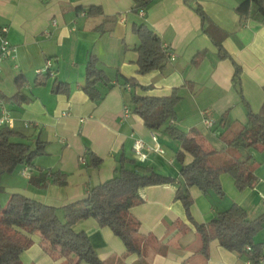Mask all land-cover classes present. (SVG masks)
I'll use <instances>...</instances> for the list:
<instances>
[{"label": "crops", "instance_id": "1", "mask_svg": "<svg viewBox=\"0 0 264 264\" xmlns=\"http://www.w3.org/2000/svg\"><path fill=\"white\" fill-rule=\"evenodd\" d=\"M241 1L154 0L140 15L134 11V0H0V26L7 28L6 36L16 48L14 58L1 64L0 94L12 98L18 91L15 79L21 77V92L27 98L20 103H5L14 118L12 130L19 135L14 140L32 146L36 141L44 142V153L36 156L32 165L22 164L1 175L6 195L0 196V203L5 204L11 193L18 192L60 208L110 179L118 159L124 156L177 178L174 183L140 189L142 203L131 209L140 233L154 236L157 245L165 247L164 252L150 249L148 264H249L245 257L225 249L217 240L210 242L208 256L197 253L199 235L182 203L174 198L177 187L183 185L176 158V152L183 151L181 143L163 130L148 129L130 102L133 93L161 97L177 89L181 99L175 106L174 125L206 151L221 152L216 160L230 157L232 151L223 137L232 139L246 125V104L257 113L264 103V23L248 19L240 24L235 9ZM196 5L208 17L205 26L194 10ZM90 7L95 8L94 13H88ZM134 23L146 24L169 46L174 58L162 71L144 75L137 72L139 39L132 31ZM216 42L231 58L219 57ZM202 51L203 58L194 65L193 57ZM90 56L97 58L98 66L114 83L99 103L92 102L83 90ZM47 60L51 65L46 69ZM233 62L241 68L240 91L233 81ZM44 74V82L36 84ZM131 78L140 86L128 84L127 89L123 83ZM56 85H61L63 91H54ZM223 114L224 125L218 127ZM205 118L212 120V127L205 125ZM136 139L144 142L143 162L133 151ZM87 150L102 158L99 167L80 162V158L88 162ZM250 152L256 160L254 186L239 191L233 178L222 173L223 196L190 187V214L197 223L211 220L232 204L243 207L251 220L264 214V153L253 149ZM191 161L192 157L185 153L184 163ZM25 168L29 176L58 171L66 175L67 183L37 188L22 173ZM19 178L24 181L18 182ZM176 222L184 224L186 230L179 231ZM74 229L87 235L101 260L120 257L125 252L122 240L110 228L99 226L94 218L78 222ZM30 237L32 244L20 255L21 262L54 264L43 251L40 237ZM254 241L264 249V226ZM137 260V255L132 254L124 263L137 264ZM58 262L71 264L64 259Z\"/></svg>", "mask_w": 264, "mask_h": 264}, {"label": "trees", "instance_id": "2", "mask_svg": "<svg viewBox=\"0 0 264 264\" xmlns=\"http://www.w3.org/2000/svg\"><path fill=\"white\" fill-rule=\"evenodd\" d=\"M154 0H134V11L144 15V10ZM189 2V0H185ZM90 7L88 13H94ZM201 19L202 26L208 17L200 5L194 7ZM239 23L248 19L264 23V0H243L236 7ZM105 30V29H104ZM104 30H101L103 32ZM206 31V29L204 28ZM133 33L139 39L136 48L137 72L147 74L152 71H162L170 61V48L163 44L160 36L144 23H134ZM218 55L222 59L231 58L222 45L215 43ZM204 51L198 52L192 60L197 65L204 56ZM234 63L233 81L240 91L241 68ZM50 74V73H48ZM47 75L36 79V84H42ZM17 77V93L12 98L0 94L4 103H20L27 98L21 92L24 80ZM140 86L133 78L126 79L123 85ZM114 83L98 66L97 58L90 56L85 65V83L83 90L92 102L99 103ZM142 89L146 87L141 86ZM54 91H63L61 85L54 86ZM181 96L173 89L167 96L155 97L131 94L133 112L138 114L145 126L150 130H163L173 140L179 141L183 151L176 152L180 163L179 177L183 185L178 186L174 198L179 200L187 216L199 235L200 247L197 253L208 256L209 244L217 240L225 249L245 257L249 264H264V249L261 243L254 241V236L264 226V214L248 219L246 211L238 204H232L227 209L218 212L215 217L204 223H197L190 214L193 198L190 187H197L202 192L214 191L223 196L220 183L222 173L229 174L239 191L254 186L257 177L254 173L256 160L250 150L264 153V103L259 112L254 113L247 106V123L232 139L226 140L227 148L232 151L230 157L216 160L221 152L206 151L200 143L187 136L186 132L174 125L176 120L175 106ZM225 114L219 120L218 127L223 126ZM19 135L7 127L0 128V178L4 173L13 172L22 164L32 165V160L44 153V142L36 141L32 146L24 141H15ZM226 148V149H227ZM185 153L192 161L184 163ZM87 167L96 168L102 163V158L87 150ZM177 178L156 172L153 168L139 164L135 160L121 156L118 159L113 176L103 183L92 186L85 196L70 202L60 208L40 203L21 193H11L2 208L0 203V264H23L20 255L32 244L31 235L40 237V244L45 253L54 261L64 259L71 264H125L129 255H137V264H148L147 253L151 249L164 252L163 246H158L154 236L142 234L139 222L132 215L131 209L142 203L140 189L146 186L174 183ZM29 181L37 188H45L50 184L66 185V175L58 171H46L30 175ZM4 188L0 181V196ZM87 218H94L99 226L108 227L119 237L125 246V252L120 257L101 260L87 235L74 229L75 225ZM179 231L186 230L180 222L175 223ZM156 242V243H155Z\"/></svg>", "mask_w": 264, "mask_h": 264}, {"label": "built area", "instance_id": "3", "mask_svg": "<svg viewBox=\"0 0 264 264\" xmlns=\"http://www.w3.org/2000/svg\"><path fill=\"white\" fill-rule=\"evenodd\" d=\"M142 14V11H140ZM7 28L0 26V75L2 72L1 64L7 59H13L15 55L16 48L9 42L7 36ZM174 58L173 53H170V59ZM51 65L50 60L46 61V69ZM41 72V71H40ZM127 89H130V86L126 85ZM124 113H128V109L124 110ZM205 125L210 128L213 125L212 120L205 118ZM14 126V118L12 117L11 112L7 108L6 104L0 100V128L7 127L12 129ZM133 151L137 156L139 162H143L146 159V153L144 152V142L141 139H136L133 143ZM160 154L164 153L163 149L157 150ZM81 163H85L83 158H80ZM24 175L29 176V169L25 168L22 172Z\"/></svg>", "mask_w": 264, "mask_h": 264}, {"label": "rangeland", "instance_id": "4", "mask_svg": "<svg viewBox=\"0 0 264 264\" xmlns=\"http://www.w3.org/2000/svg\"><path fill=\"white\" fill-rule=\"evenodd\" d=\"M22 180L24 181V179H21V178H19V180H18V182H22ZM3 194H1V198H3L4 197V195H6V191L5 192H2ZM1 206H2V208L5 206V204L3 203V202H1Z\"/></svg>", "mask_w": 264, "mask_h": 264}]
</instances>
